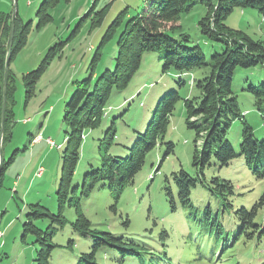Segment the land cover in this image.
<instances>
[{
	"label": "rangeland",
	"instance_id": "374dc122",
	"mask_svg": "<svg viewBox=\"0 0 264 264\" xmlns=\"http://www.w3.org/2000/svg\"><path fill=\"white\" fill-rule=\"evenodd\" d=\"M44 1L17 0L18 13L29 30L26 43L10 63L16 84L15 125L11 141L0 145V159L7 161L12 154L15 159L6 168L0 187V230L3 233L0 264H37L40 248L37 236L30 234L28 242H22L23 224L28 214L38 209L34 207L36 204L58 216L62 153L70 131L64 120L66 103L73 95L76 80L91 75L90 62L114 20L125 12L126 22L146 7V0L61 1L50 11L53 20L41 24ZM14 6L15 0H0V12L12 13ZM206 13L207 7L202 4L181 13L178 22L181 32L174 36L188 35L189 44L200 46L210 57L215 50H221L222 44L202 33L199 22ZM101 14V21L94 26ZM225 22L254 39L264 40V14L255 8L237 7ZM122 27L103 48L94 71L96 75L115 66ZM51 50L52 58L35 84L34 95L26 97L23 75L38 69ZM203 75L204 69L184 74L163 73L159 54L152 52L145 54L140 70L129 85L123 90H114L102 124L86 134L73 181V187H78L75 192L71 189L72 200L64 210L67 224L60 227L57 219L47 216L34 219L38 228L55 232L48 239L55 245L50 264H84L82 256L92 251L93 235L74 229L77 204L91 221L92 228L111 232L127 243L120 248L103 246L96 254L98 264H143V261L147 264H264V239L260 240L257 234L251 238L238 234L240 224L236 215L232 219L226 214L220 217L221 222L205 218L206 207L212 205L216 211L219 206L206 188L199 187L192 192L196 209L181 205L176 210L170 207L166 190L175 185L174 173L184 168L195 175L192 165L195 131L186 124L182 99L171 116L164 143L147 154L133 183L120 189L119 179L112 184L105 180L99 182L89 196L81 194L85 175L101 165L99 144L113 121L117 136L110 152L115 156H128L136 133L146 128L162 93L177 89L182 97L192 95L196 93L192 88L194 83L188 82ZM238 75L234 89L244 116L257 132H264V117L255 105L254 95L248 91L251 85L264 83V65L241 68ZM180 80L189 81L186 86H180ZM25 119L29 120L25 122ZM242 131L243 122L236 120L227 133L237 151ZM36 135H42L41 142L32 141ZM168 142L174 143V152L166 156ZM38 172L43 174L38 176ZM206 174L209 178L230 179L238 193L244 194L236 200L238 204L253 201L264 189V181L255 179L241 158L223 168L213 161ZM174 194L177 197L176 191ZM220 226L224 231L219 236ZM227 231L231 232L229 241H226ZM130 247L137 252L125 250Z\"/></svg>",
	"mask_w": 264,
	"mask_h": 264
},
{
	"label": "trees",
	"instance_id": "16d2710c",
	"mask_svg": "<svg viewBox=\"0 0 264 264\" xmlns=\"http://www.w3.org/2000/svg\"><path fill=\"white\" fill-rule=\"evenodd\" d=\"M61 1L70 0L44 1L41 24L53 20L50 11ZM198 4L207 7L206 15L199 22L202 33L210 40L222 44L221 50H215L210 57L200 46H191L188 35L181 33L179 38L174 36L175 33L181 32L182 26L178 23L181 13L190 11ZM237 7H252L264 14V0H146V7L138 15L124 22L125 12H123L114 20L90 62L91 75L85 79L76 80L73 95L66 103L64 120L70 127V131L65 138L66 147L62 153L61 177L57 190L58 216H53L44 206L36 204L34 207L38 209L35 208L29 213L27 221L23 224L22 242L27 243L30 234L37 236V242L40 245L37 251V264H50L55 245L49 243L48 239H51L55 232L50 231V228L47 231L38 228L34 219L47 216L57 219L60 227L67 224L64 210L72 200L71 189L75 192L78 187H73V181L86 134L102 124L114 90L125 89L140 70L145 54L152 52L159 54L163 73L184 74L204 69V75L201 78L179 81L180 86H186L188 81L189 84L192 81L194 83L192 88L196 90V93L185 97H182L177 89L162 93L164 95L153 107L146 128L136 133V140L129 149L128 156H115L110 152L117 136L116 122L113 121L99 144L101 165L85 175L81 194L89 196L95 186L105 180H109L112 184L119 179L120 189L133 183L136 174L145 164L147 154L159 144L164 143L171 116L182 99L186 110V124L189 129L195 131L192 163L195 175H191L184 168L174 173L175 185L166 190L170 207L176 210L181 205L196 209L191 198L192 192L196 188L204 187L219 202L216 211L212 205L206 207L207 220L215 219L221 222L220 217H225L226 214L232 219H234L233 215H236L240 224L238 234H246L249 238L257 234L260 240L264 239V189L253 201L238 204L236 200L243 198L244 194L238 193L230 179L219 176L209 178L206 174L207 167H210L213 161L223 168L230 166L233 160L241 158L254 178L264 181V132H257L246 120L239 96L234 89L235 81L240 78L239 69L264 65V40L254 39L247 33L226 24L228 15ZM102 16L103 14L95 19L94 26L101 21ZM11 17V13L0 12V129L5 59L12 26ZM120 27L122 30L117 43L115 66L96 75L94 71L100 62L102 50L117 34ZM28 30L29 25L23 22L18 13L11 61L26 43ZM52 53L51 50L38 69L23 75L26 97L34 95L35 84L48 67ZM15 86V77L9 68L2 144L10 142L13 137ZM248 91L254 95L255 105L264 117V111H262L264 110V83L251 85ZM236 120L243 122L242 141L238 151L227 138V133ZM36 137L37 135L32 141ZM200 141L202 142L198 144ZM172 152H174V143L168 142L165 155ZM14 159L15 154H12L7 161L3 158L0 187L3 174ZM175 191L177 197L174 194ZM76 213L75 231L85 235L90 232L94 237L92 251L81 258L84 264H98L96 254L103 246L120 248L127 245L123 238L116 237L111 232L92 228L91 221L79 204L76 205ZM223 231V227L220 226L218 235L220 236ZM230 235L231 232L227 231L226 241H229ZM235 235L236 232L233 233V236ZM125 250L137 252L134 247L125 248ZM143 264H147V261H143Z\"/></svg>",
	"mask_w": 264,
	"mask_h": 264
},
{
	"label": "water",
	"instance_id": "95a60500",
	"mask_svg": "<svg viewBox=\"0 0 264 264\" xmlns=\"http://www.w3.org/2000/svg\"><path fill=\"white\" fill-rule=\"evenodd\" d=\"M11 32L7 47V54L5 59V70H4V83H3V101H2V111H1V129H0V145H2V139L4 134V120H5V111H6V102H7V83H8V75L11 61V51L14 43V31H15V22L18 16L17 10V0H15V6L13 12L11 13ZM1 151V150H0ZM3 158L0 159V171L2 167Z\"/></svg>",
	"mask_w": 264,
	"mask_h": 264
},
{
	"label": "crops",
	"instance_id": "0c3cea01",
	"mask_svg": "<svg viewBox=\"0 0 264 264\" xmlns=\"http://www.w3.org/2000/svg\"><path fill=\"white\" fill-rule=\"evenodd\" d=\"M29 119H25V122H27ZM43 139L42 135H37L36 139L34 140L35 143L41 142ZM17 183V181H15Z\"/></svg>",
	"mask_w": 264,
	"mask_h": 264
},
{
	"label": "built area",
	"instance_id": "2783aa9c",
	"mask_svg": "<svg viewBox=\"0 0 264 264\" xmlns=\"http://www.w3.org/2000/svg\"><path fill=\"white\" fill-rule=\"evenodd\" d=\"M49 141H51V140L49 139ZM51 142H52V141H51ZM41 171H42V169H41ZM41 173H42V172H40V173L38 172V175H41ZM2 236H3V233H2L1 230H0V237H2Z\"/></svg>",
	"mask_w": 264,
	"mask_h": 264
}]
</instances>
